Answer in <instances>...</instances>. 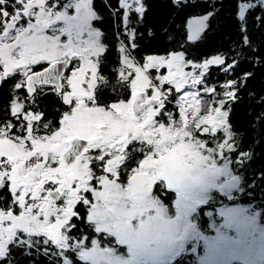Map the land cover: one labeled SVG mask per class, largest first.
I'll return each mask as SVG.
<instances>
[{
  "label": "snow or ice",
  "instance_id": "6c2138e0",
  "mask_svg": "<svg viewBox=\"0 0 264 264\" xmlns=\"http://www.w3.org/2000/svg\"><path fill=\"white\" fill-rule=\"evenodd\" d=\"M250 7L239 6L241 31ZM119 8L128 43L118 44L122 92L109 103L110 48L94 0H0V81H15L0 120V189L10 194L0 195V258L34 249L55 264H172L190 214L209 191L238 181L225 154L237 143L225 105L242 80L219 92L206 83L209 66L226 63L219 54L194 62L171 50L141 63L129 21L145 5L119 0ZM212 15L188 20V41ZM46 90L66 106L58 126L38 110Z\"/></svg>",
  "mask_w": 264,
  "mask_h": 264
},
{
  "label": "trees",
  "instance_id": "16d2710c",
  "mask_svg": "<svg viewBox=\"0 0 264 264\" xmlns=\"http://www.w3.org/2000/svg\"><path fill=\"white\" fill-rule=\"evenodd\" d=\"M94 3L103 17L97 26L106 33L107 42L118 47L120 39H123L127 44L119 0H94ZM142 3L145 5L144 14L139 17L134 15L131 24L139 49L138 52L132 51L140 62L144 55H164L171 50L185 51L186 58H192L194 62L219 54L225 57L226 63L223 66L210 65L205 73L206 83L219 92L227 79L237 80L238 83L242 80L236 90L237 99L225 105L237 140L234 151H226L225 154L231 160L229 167L238 176V181L233 188L223 191L213 189L206 194V203L192 213L193 221L199 220L198 232L209 238H215L220 233L230 235V231L221 226L218 217H215L219 206L242 205L249 216L257 213L264 225V8L259 6L258 0H142ZM243 3L254 7L246 9L244 29L241 31L237 13ZM112 8L117 10L118 17H113ZM208 12L213 13L207 22L208 27L199 39L188 41V20ZM245 36L249 39L247 45L243 43ZM105 62L108 70L114 65L117 68L119 57L111 52ZM245 73L251 75L245 78ZM201 95L207 97L210 94ZM169 107L178 118V109L174 105ZM201 114H204L203 110ZM242 152L249 155L243 157L240 155ZM0 195L10 199V194L2 189ZM2 204L3 201H0ZM210 212H213V218ZM193 240H189L187 249L190 250L196 242L200 246L198 252L202 254L200 241ZM193 250L190 254L177 256L172 264H197ZM31 252L32 255L25 256L13 249L10 257L0 258V264H9V260L14 264H28L29 261L32 264H55V258L50 261L34 249ZM232 264L241 263L234 261Z\"/></svg>",
  "mask_w": 264,
  "mask_h": 264
},
{
  "label": "rangeland",
  "instance_id": "374dc122",
  "mask_svg": "<svg viewBox=\"0 0 264 264\" xmlns=\"http://www.w3.org/2000/svg\"><path fill=\"white\" fill-rule=\"evenodd\" d=\"M134 15H137V17L141 16L140 14H136L134 10L130 13L129 27L131 28ZM117 69L113 84L107 87L110 90H117L120 87L117 81ZM185 70L191 71V67L189 66ZM233 187L235 185L227 186L223 190ZM218 190L223 191L221 189ZM209 215L212 218L214 217L213 212H210ZM215 217H218L221 226L230 231V235H221L220 233L215 238L204 236L199 233L200 231H197L191 213L188 219L192 225V229L183 245L181 253H184L185 246L188 245L189 240L197 237V241H200L202 246L200 248L202 254H196L195 240H193L195 243L192 245V248L190 250L187 249L189 254L194 249L193 255L196 258L197 264H232L234 261H238L241 264H264V225L260 223L257 213L254 216H249L247 209L242 205L219 206L215 210ZM187 251H185V254H187Z\"/></svg>",
  "mask_w": 264,
  "mask_h": 264
},
{
  "label": "flooded vegetation",
  "instance_id": "af4514ba",
  "mask_svg": "<svg viewBox=\"0 0 264 264\" xmlns=\"http://www.w3.org/2000/svg\"><path fill=\"white\" fill-rule=\"evenodd\" d=\"M101 31L104 32L103 29H101ZM105 39H106V41H108L106 35H105ZM109 48H110V51L108 52V55L111 52H113L115 54V56L119 57V50H118V47L116 45H110L109 44ZM105 63L103 65L102 74H104L105 76H107L109 78L110 84L112 85L113 81H114V77L116 75V69L117 68H116V65H114L113 69L108 70L105 66ZM0 71H2V67H0ZM14 83H15V81L11 80L10 77H6L4 81H0V120H3L5 118L6 112L10 116L9 100H10L11 95H12L11 88L14 85ZM46 87L50 89V86H46ZM121 92H122V89L120 87H118L117 90H110L106 87L103 89L102 99L110 103L112 101V99L115 98L116 96L120 95ZM23 94L26 95V91ZM38 101H39L38 110H41L42 112H44L47 120L53 121L54 124L58 126L59 111L62 110V108L66 107L62 104V101L59 99V97H57L50 90H46L44 95L38 97ZM43 118L44 117H42V119ZM12 119L14 120L15 118H12ZM195 224H196V229L198 231L199 230V220H195ZM191 240H193V238ZM195 240H197V237L195 238ZM199 247L200 246L197 244L196 245V254H199V252H198ZM185 251H187V245L185 246ZM185 251H184V254H185ZM187 253H188V251H187Z\"/></svg>",
  "mask_w": 264,
  "mask_h": 264
}]
</instances>
